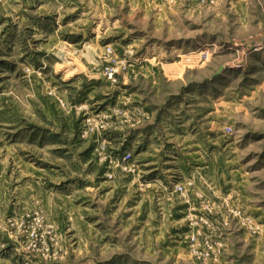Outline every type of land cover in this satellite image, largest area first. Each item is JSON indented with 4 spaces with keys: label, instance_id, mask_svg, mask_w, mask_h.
<instances>
[{
    "label": "rangeland",
    "instance_id": "1",
    "mask_svg": "<svg viewBox=\"0 0 264 264\" xmlns=\"http://www.w3.org/2000/svg\"><path fill=\"white\" fill-rule=\"evenodd\" d=\"M0 264H264V0H0Z\"/></svg>",
    "mask_w": 264,
    "mask_h": 264
},
{
    "label": "water",
    "instance_id": "2",
    "mask_svg": "<svg viewBox=\"0 0 264 264\" xmlns=\"http://www.w3.org/2000/svg\"><path fill=\"white\" fill-rule=\"evenodd\" d=\"M222 71V70H221Z\"/></svg>",
    "mask_w": 264,
    "mask_h": 264
}]
</instances>
